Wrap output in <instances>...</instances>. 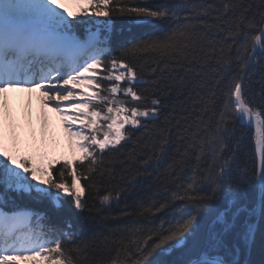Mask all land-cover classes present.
Instances as JSON below:
<instances>
[{
	"label": "snow or ice",
	"instance_id": "obj_1",
	"mask_svg": "<svg viewBox=\"0 0 264 264\" xmlns=\"http://www.w3.org/2000/svg\"><path fill=\"white\" fill-rule=\"evenodd\" d=\"M117 17L150 30L114 39ZM13 90L78 155L23 152ZM89 194L134 199L85 237L31 206ZM262 224L264 0H0V264H251Z\"/></svg>",
	"mask_w": 264,
	"mask_h": 264
},
{
	"label": "trees",
	"instance_id": "obj_2",
	"mask_svg": "<svg viewBox=\"0 0 264 264\" xmlns=\"http://www.w3.org/2000/svg\"><path fill=\"white\" fill-rule=\"evenodd\" d=\"M113 37L121 38L129 36L131 34H139L143 31L150 30L149 26L136 25L130 22L128 18L117 17L114 20L113 25ZM137 135H140L137 133ZM248 142L245 141V144ZM129 149L133 147L130 142L127 146ZM248 152V149L241 148V155L244 156ZM247 163L249 166L252 164V156L247 155ZM145 194L148 191H155V186L151 189L145 188ZM133 197L129 196L127 199H122L119 203L113 205L111 209L102 208L98 201L92 198V194H89V199L87 202V207L83 212H76L71 209L65 201L64 208L59 211L53 209L51 205L45 201L43 204L32 203L31 206L39 211H44L48 214L53 222L63 221L65 219H70L73 225L74 232L79 237H85L90 234V231L98 228L100 224H104L106 227L114 226L115 221L113 217L117 216L122 210L126 209L133 203ZM131 217L121 218V224H130L132 222ZM158 222V221H157ZM229 245L235 242L234 235H229L227 238ZM191 243V242H190ZM247 249L241 245L240 260L243 261L246 255ZM181 257V252L179 250L174 251L170 256L165 257L166 260H178ZM248 261L251 264H264V224L261 225V231L258 232L256 241L254 245L250 248V253Z\"/></svg>",
	"mask_w": 264,
	"mask_h": 264
},
{
	"label": "rangeland",
	"instance_id": "obj_3",
	"mask_svg": "<svg viewBox=\"0 0 264 264\" xmlns=\"http://www.w3.org/2000/svg\"><path fill=\"white\" fill-rule=\"evenodd\" d=\"M27 100L28 92L22 91L20 97L15 103L9 102L11 117L18 125L16 129L20 137V149L23 152H35L38 156L43 155L45 162L47 160H59L63 158H72L74 154L78 155V150H75L69 141L67 133L64 132L60 116L50 109H45L36 103L35 94ZM47 115L48 133L33 137L34 131L41 128L45 132V126L42 124L41 111ZM11 123V120H9ZM52 134L54 138L52 137ZM20 264H28L21 261Z\"/></svg>",
	"mask_w": 264,
	"mask_h": 264
},
{
	"label": "bare ground",
	"instance_id": "obj_4",
	"mask_svg": "<svg viewBox=\"0 0 264 264\" xmlns=\"http://www.w3.org/2000/svg\"><path fill=\"white\" fill-rule=\"evenodd\" d=\"M34 94H35V99H34V100L36 101V103H39V105L42 106V105L40 104V102H39L40 93H39V92H35ZM33 97H34V96H33ZM39 117H41L40 114H39ZM47 128H48V127L45 126V132H43V131L41 130V128H38L37 130L34 131L35 133L33 134V137H35V136H39V135H41V134L48 133L49 130H46ZM52 137L54 138L53 134H52Z\"/></svg>",
	"mask_w": 264,
	"mask_h": 264
},
{
	"label": "water",
	"instance_id": "obj_5",
	"mask_svg": "<svg viewBox=\"0 0 264 264\" xmlns=\"http://www.w3.org/2000/svg\"><path fill=\"white\" fill-rule=\"evenodd\" d=\"M249 253H250V249H247V253H246V256H245V259L243 260V262L248 261Z\"/></svg>",
	"mask_w": 264,
	"mask_h": 264
}]
</instances>
